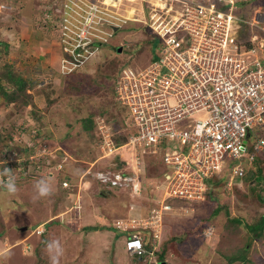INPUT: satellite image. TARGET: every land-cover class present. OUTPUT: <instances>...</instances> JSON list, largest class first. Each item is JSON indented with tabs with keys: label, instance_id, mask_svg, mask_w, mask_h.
<instances>
[{
	"label": "rangeland",
	"instance_id": "rangeland-1",
	"mask_svg": "<svg viewBox=\"0 0 264 264\" xmlns=\"http://www.w3.org/2000/svg\"><path fill=\"white\" fill-rule=\"evenodd\" d=\"M11 1H15L13 8L5 6L7 10H3L0 7V36L3 37L5 29L2 21L9 20V23L12 21L11 17L21 16L30 17L29 22L37 24L34 25V31L38 26L40 31L37 34L41 36L27 43L19 40L15 43L18 49H13L16 46L11 44L8 57L6 56V59L15 62L22 75L34 84L32 88L27 89L28 93L33 94L34 102L27 98L26 104L22 103L21 98L9 101L0 95V160L4 162L3 164L0 162V183L3 185L0 187V264H51L47 244L53 240H58L63 249L58 264H159L163 251L162 261H166L167 264H228L217 248L221 247L220 242L223 247L228 245L229 239L225 238L223 233L226 231L229 214L240 216L244 219L243 223H248L264 212V201L261 199L264 189L258 194L253 189L259 184H264V177H259L257 181L235 178L234 184L230 187L228 185L230 170L228 166H224L219 172L224 187L219 193H215L219 199L217 202L213 199L204 201L167 199L166 188L160 187L162 182L166 184L164 178L162 180L158 173L152 174L146 170L141 176L143 183L140 191L138 190L139 193L128 191L130 194L118 188L102 194L100 187L89 188L92 186L91 182H95L93 176L88 171L91 179L83 175L89 162L95 161L99 155L94 132L97 133L99 130L101 118L109 124L118 126L119 119L116 118L121 115L122 109L124 110L111 90L113 80L109 78L116 76L123 64L132 66L147 64L153 55V47L155 45L158 47L160 40L158 42V38L153 39L151 36L150 48L144 41L150 35L145 32L143 26L148 25L150 31L155 30L157 23L162 19L167 21L192 0H117V3L114 2L117 6H113L115 9L128 16L133 9V15L129 17L137 19L130 20L113 38L112 45L104 46L103 50L89 60L87 66L69 77L59 74L61 48L54 42L55 35L51 33L53 27L49 23L51 20L44 22L47 20L43 17L47 9L40 7L43 1L0 0V3ZM37 2L38 5L34 6L33 4ZM236 12L242 17L250 15L255 16L256 21H262L264 0H250ZM53 22H57L55 17ZM15 23L17 32L20 33L23 24L21 22L19 25L18 19ZM260 25L264 26V21ZM246 31H251L250 27ZM45 34L53 38L52 42H42ZM258 34H261V29ZM24 45L35 53L21 50ZM107 76L112 83L111 87L101 84ZM4 86L10 92L9 84L4 83ZM93 113L94 131H86L82 119ZM17 129L19 133L14 134L19 136L24 148L17 150V159L7 163L4 168L5 161L1 158L8 149H3V145L14 138L8 134L17 132ZM259 132L264 136V128ZM252 140L253 137L249 142ZM33 143L37 149L28 155L31 149L26 146H32ZM53 152L56 154L55 162L61 164V169L50 175L48 170L41 173L39 160L41 157H49L47 154ZM26 159H30L26 161L27 167ZM153 160L155 158L151 162ZM100 162L103 163V159L98 160L95 166ZM245 163H249V159H246ZM257 163L264 167V150L261 155L259 153L256 155L250 166L246 164L248 168L246 174L256 171ZM157 165L159 164L153 166V171L160 172ZM25 172L30 175L26 174L21 179L19 174ZM40 181L48 183L51 189L48 195H38L37 184ZM62 181L77 183L71 184V188H63ZM165 199L172 206L163 212L161 224L158 221L154 222L156 235H153V230L143 231L149 240L147 247L154 248V255L148 254L141 259L125 251L123 245L116 246V239L121 234L116 227V219L121 217L118 211L121 205L126 204V209L132 213L129 215L136 217L140 225V222L148 220L150 209L155 208L154 205L164 203ZM87 207L98 213L95 228H101L97 231L83 229L82 220ZM216 207L217 213L214 212ZM60 211L66 213L61 214ZM141 218L145 219L142 221ZM121 220L124 225L127 224L126 218ZM103 227L111 230L105 232L106 239L99 235L104 232ZM135 228L138 229L137 225ZM125 232L123 233L127 234L129 231ZM257 234L253 233L255 236L248 255L253 258L251 264H264V237L259 238ZM73 240L76 241L72 246L70 243ZM118 250L121 252L119 253L121 259L116 255Z\"/></svg>",
	"mask_w": 264,
	"mask_h": 264
},
{
	"label": "built area",
	"instance_id": "built-area-1",
	"mask_svg": "<svg viewBox=\"0 0 264 264\" xmlns=\"http://www.w3.org/2000/svg\"><path fill=\"white\" fill-rule=\"evenodd\" d=\"M42 1L40 7L47 9L44 22L57 20L49 23L61 48L62 74L85 67L120 29L137 19L115 9L117 0ZM247 2L192 0L157 23L153 31L160 43L150 61L143 66L127 64L117 78L115 95L124 108L119 126L104 118L98 125L101 153L87 171L100 184L139 193L142 154L151 146L157 153L163 145L161 178L166 184L160 187L166 188L167 199L201 201L209 187L207 179L223 165L236 160L233 171L243 175V162L264 150V136L258 132L264 128V35L257 30L264 20L256 21L255 16L249 20L236 12ZM14 4L0 7L7 10L5 6ZM247 26L251 31L245 30ZM121 132L128 139L118 144L114 136ZM100 159L107 160L92 170ZM164 201L154 205L140 225L136 217H126V225L117 220L116 227L129 231L125 246L131 255L154 253L142 232L153 230L156 235L154 222L161 224L163 212L172 206Z\"/></svg>",
	"mask_w": 264,
	"mask_h": 264
},
{
	"label": "trees",
	"instance_id": "trees-1",
	"mask_svg": "<svg viewBox=\"0 0 264 264\" xmlns=\"http://www.w3.org/2000/svg\"><path fill=\"white\" fill-rule=\"evenodd\" d=\"M11 2H15V1H11ZM11 18L15 19L16 17H11ZM13 21H11L9 23H8V21L5 22L3 24V28L7 25L9 26V24H11ZM143 27L145 28V32L150 35V37L144 41H146L150 45V48H151V36H153V39L158 38V42L160 40V36L156 32L150 31L148 29V25H144ZM50 37H51L50 35L45 34L44 38L42 37L43 38L42 42L48 43L49 41H51ZM10 45L11 44L8 41V37H1L0 36V95H2L5 99H7L9 101H14L16 99L21 98L22 103L26 104L27 102H25V98H27L31 102L32 101L34 102L33 94H30L27 92V89L32 88V86L34 84L32 83V81L29 82L28 79L25 78L24 75H22L20 70L16 67L15 62H11V61L6 59V56H8V54H9ZM107 45H112V44L109 43ZM155 46H157V45H155ZM155 46L153 47V50H152L153 52H155ZM153 55H154V53H153ZM154 57H156V56H154ZM126 65L127 64H123V66L120 67L119 71L116 73V76L109 78V79L113 80V84L109 82V79H108L109 76H107L101 82V84L103 86H105V85L110 86L112 84L111 90H112L113 94H115V85H116V81H117V78L119 76V73H120L121 69ZM79 72L80 71H76V72H73L71 74H62L59 71V74L63 77H69V76L76 75ZM4 83L9 84V86L11 88L10 92L5 89ZM94 115H95V113H93L89 117L86 116L82 119L83 127L86 131H91V132L94 131V128H95L94 118H93ZM122 115L123 114L121 113V115H119L116 118V119H119V121L117 123L118 126L122 120ZM114 126H115V124H114ZM118 126H115V127H118ZM15 132H11L8 135L10 137H12ZM94 136H95V140L98 139V136L95 132H94ZM114 139L118 144L124 143L128 139V134L126 132H121V133L115 135ZM8 141H6L4 143L3 149L7 145ZM9 147H10V149L16 148L17 150H21L23 145L21 144V142L16 141V142H14V146L9 144ZM26 147H28V146H26ZM152 148H153L152 146H151V148L147 147V151L143 152V154H142L143 155L144 171L146 170L147 172H152V174L158 173L159 175H161V177H163V171L164 170H162V169H163V164H164V160H163L164 147H163V145H160V151L157 153H152ZM140 151L142 152V150H140ZM153 158H155V160H153V162H151ZM106 160L107 159H103V161H106ZM235 162H236V160L231 159L230 165H232ZM157 163L159 164L157 166H159V168L161 170L160 172L159 171H153V166ZM27 165L28 164L26 163L25 166L27 167ZM257 167L258 168L256 171L253 170L252 172H250V174H246L245 176L249 175V177L244 176V179L245 178L250 179V180L255 179L257 181V179L259 177H261V178L264 177V172H263L264 167L262 166V164L257 163ZM28 175H30V174H28ZM23 176L24 175H22L20 178L23 179L22 178ZM207 182H208L209 187L207 189V194H206V197L204 200L213 199V200H216L217 202H219V199L215 193H219L220 189L224 187L223 178H220V177H218V175L215 174V175L211 176L210 178H208ZM0 187L1 188L3 187L2 183H0ZM263 187H264V184H259V186L253 188L254 192H256V194H258V192H262V190L264 189ZM261 194L264 197V194L263 193H261ZM263 197L261 199L264 201ZM204 200H202V201H204ZM218 207H219V205H218ZM218 207H216V210H214L215 213H217ZM243 220L244 219H241L240 216H232L229 214L228 223L226 224L227 225L226 231L223 233V236L225 238L229 239V241H227L228 245L223 247L222 242H220L221 247L217 248L219 254L222 257L226 258L228 264H233L237 261H240L241 264H251V260H253V258L248 254H249L250 248L252 247V245H251L252 239L255 236V235L253 236V233L254 234L258 233L257 237H259V238L264 237V212L261 213L257 218H255L252 222H248V223L244 222L243 223ZM144 238L147 239V240H145V243L148 245L149 244L148 238L145 235H144ZM237 241H239L240 244ZM160 260L161 261L164 260V251L160 254Z\"/></svg>",
	"mask_w": 264,
	"mask_h": 264
},
{
	"label": "clouds",
	"instance_id": "clouds-1",
	"mask_svg": "<svg viewBox=\"0 0 264 264\" xmlns=\"http://www.w3.org/2000/svg\"><path fill=\"white\" fill-rule=\"evenodd\" d=\"M248 1H250V0H248ZM245 4H243V6H244ZM242 7V6H241ZM247 18H249V20H252V17H250V15H248L247 16ZM9 21V20H8ZM2 23H4L3 21H2ZM248 24V23H247ZM260 27L259 28H257V30L259 31V29H261V32H262V35H264V26H261L260 25V23L258 24ZM257 25V26H258ZM253 27H255L256 25H252ZM249 26H247L246 27V29L248 28ZM245 29V30H246ZM248 33V32H247ZM19 38H18V40L15 42V43H17V42H19ZM10 43V42H9ZM11 44V43H10ZM16 45V44H15ZM16 46H18V45H16ZM20 128V127H19ZM18 131L17 132H15V133H19V129H17ZM260 130H258V132H259ZM97 134V133H96ZM14 136V138L13 139H9V141H8V143H7V145L5 146V148L6 149H8V152L5 154V155H2V160H4L5 161V164H4V168H5V165L7 164V163H11L12 161H14V159H17L16 157H17V155H18V153H17V149L16 148H14V149H10V147H9V144H11L12 146H14V142H16V141H19V142H21V140L19 139V136H16V134H14L13 135ZM99 142V140L97 139V143ZM31 144V143H30ZM28 148H32L31 149V152L28 154V155H31L33 152H35L36 151V149H37V146L36 145H34V143H33V145L32 146H28ZM97 150H98V153H99V155H100V150H99V148H98V145H97ZM263 151V150H262ZM261 151V152H262ZM261 152H259V154L261 155ZM59 153H61V151L59 152ZM258 154V153H257ZM256 154V155H257ZM16 155V156H15ZM49 157H41V159L39 160V167L41 168V173H44V172H47V170H48V174L50 175V174H53L54 173V171L55 170H59V169H61V164H59L58 162H55V156H56V154H55V152H53L52 154H47ZM99 155H98V157L97 158H99ZM96 158V159H97ZM255 158H256V156H255ZM254 158V159H255ZM30 159H26L25 160V165H26V163L28 164V162H26V161H29ZM101 160V159H100ZM96 161V160H95ZM0 162H1V164H3L4 162L3 161H1L0 160ZM92 162H94V161H91V162H89V166H90V164L92 163ZM105 162V161H104ZM103 162V163H104ZM246 162V160L243 162V167L245 168V170H244V173H243V175H237V173H234V171H233V165H236L235 163H233L232 165H230V163H226L225 165H223L222 166V168L224 167V166H228V168H229V172H230V174H229V176H228V178H229V182H231V184H229V182H228V185L231 187L233 184H234V182H233V180H235V178H243L244 179V176L246 175V172H247V169L248 168H246V164L248 165V166H250L251 165V163L253 162V160L250 162L249 161V163H245ZM103 163H101L100 162V164L99 165H101V164H103ZM99 165H93V169L92 170H94L96 167H98ZM88 166V167H89ZM88 167H87V169L85 170V172L83 173V175L85 176V177H88V178H90L91 179V177H89V175L87 174V170H88ZM222 168H220V170L222 169ZM220 170L216 173V175H218V177H219V172H220ZM92 176H93V174L91 173V172H89ZM28 175V173L27 172H25V173H20L19 174V177H21L22 175ZM6 178V177H5ZM93 178V180L96 182V183H99L100 184V182H98L94 177H92ZM141 181H142V177H141ZM64 182L65 181H62V183H63V188H71V184L73 185V184H75V183H77V182H69V181H67V185H65L64 184ZM143 183V182H142ZM100 185H102V184H100ZM102 186H104V185H102ZM105 187V186H104ZM106 188V187H105ZM107 189V191L108 190H113L114 188H106ZM119 189V188H118ZM37 190H38V195L39 196H45V195H48L49 193H50V191H51V189H50V187H49V185H48V183L46 182V181H40V182H38V184H37ZM120 190H122V191H127V190H124V189H120ZM202 201V200H201ZM45 222H43L42 223V225L44 224ZM40 232H43V230H40ZM143 239H144V237H143ZM144 241H145V239H144ZM146 244V243H145ZM146 247H147V244H146ZM47 248H48V250H49V253H50V261H51V264H58V259H59V256L62 254V251H63V249H62V246H61V244H60V242L58 241V240H53V241H50V242H48V244H47ZM147 248H151L152 249V247H147ZM128 251V250H127ZM130 254V253H129ZM145 255H148V254H145ZM145 255H143V256H145ZM152 255H154V253L152 254ZM134 256H136V255H134ZM143 256H136V257H140L141 259H142V257ZM152 258V257H151Z\"/></svg>",
	"mask_w": 264,
	"mask_h": 264
},
{
	"label": "crops",
	"instance_id": "crops-1",
	"mask_svg": "<svg viewBox=\"0 0 264 264\" xmlns=\"http://www.w3.org/2000/svg\"><path fill=\"white\" fill-rule=\"evenodd\" d=\"M246 3V2H245ZM248 3V2H247ZM38 5V2L37 3H34L33 5L34 6H36V5ZM19 11H17V13H18ZM17 19H18V23H19V25L21 24V22H22V24H23V26L21 27L22 29H21V32L20 33H18L17 32V24L15 23V20L17 21ZM29 19H30V17H24V18H22V16L21 17H17V18H12V23L11 24H9V26L7 25V26H5V29H4V34H3V37H8V41L11 43V44H15V37H17V38H19L20 39V41H24V42H26L27 43V41H29V42H32L33 40H36V38L38 39V37L39 36H41L40 34H37V32L38 31H40L39 29L40 28H38V26H37V28H36V31H34V25L36 24H34V22L32 21V23L31 22H29ZM5 23V22H4ZM37 25V24H36ZM36 37V38H35ZM16 46V45H15ZM12 47H14V46H12ZM24 48L23 49H21V48H19V49H21V50H25L26 52H29V53H35V52H33L27 45H24L23 46ZM18 49V46H16V47H14L13 49ZM16 51H19V50H16ZM19 52H21V51H19ZM10 56V55H9ZM8 57V56H7ZM43 59V58H42ZM11 61V60H10ZM11 62H13V61H11ZM92 183V186H90L89 188L91 189V188H93V189H95V188H97V187H100V189H101V191L102 192H100V193H102V194H104V192L105 191H107V189L104 187V186H102V185H100L99 183H96V182H91ZM108 191H111V190H108ZM107 191V192H108ZM122 192V191H121ZM125 192H128V191H124V193ZM129 193V192H128ZM102 194H100V195H102ZM120 194H122V193H118V195H120ZM130 194V193H129ZM128 194V195H129ZM103 196H105L106 197V195H103ZM130 196H132V195H130ZM96 199V198H95ZM104 199H106V198H104ZM107 199H108V197H107ZM107 200H105V202H106ZM107 205V204H106ZM105 205V206H106ZM126 204H124V205H121L120 206V208H118V211H119V215L121 214V217L122 218H126V217H128V216H130L129 214H132L128 209H126ZM108 209H111V208H108ZM61 212V214H63V213H66V212H62V211H60ZM59 212V213H60ZM69 212V211H68ZM97 212H94V211H92V209H90V207H87V209L85 210V213H84V218H83V220H82V225H83V229L86 231V230H93V231H97V229L98 228H101V227H97V228H95L96 227V224H95V220H96V217H97ZM116 214V213H115ZM118 214H117V216L118 217H120ZM119 218V219H122V218ZM116 220H118V219H116ZM45 222V221H44ZM42 224V223H41ZM101 225H104L103 223H101ZM105 230H104V232L102 233V234H100L99 233V235L100 236H102L104 239H106L105 238V232H110L111 230L110 229H107L106 227H103ZM103 228H102V230H103ZM118 230V232L119 233H121V234H119V238L118 239H116V246H118V245H123L124 246V250L126 251L127 249H126V246H125V242H126V238H127V236L129 235L128 234V232H127V234H125L126 232L125 231H123V232H125V233H123L122 232V230H119V229H117ZM142 235H143V237H144V233L142 232ZM115 238H117V235L115 236ZM119 239L121 240V242H119ZM145 240H147L146 238H144ZM72 240V239H71ZM76 240H73L70 244L73 246V243L75 242ZM99 243V242H98ZM71 245H69L70 247H71ZM102 246V245H101ZM100 246V247H101ZM70 249V248H69ZM120 250L122 251L123 250V248H122V246L120 247ZM119 253H121L119 250L116 252V255L118 256V259H121V257H120V255H119ZM123 253V252H122ZM129 253V252H128ZM123 255V254H122ZM125 258V257H124ZM129 258V257H128ZM128 263H130V262H128Z\"/></svg>",
	"mask_w": 264,
	"mask_h": 264
},
{
	"label": "bare ground",
	"instance_id": "bare-ground-1",
	"mask_svg": "<svg viewBox=\"0 0 264 264\" xmlns=\"http://www.w3.org/2000/svg\"><path fill=\"white\" fill-rule=\"evenodd\" d=\"M133 12H134V10L131 9L130 12H129V16L133 15ZM25 196H26V195H25Z\"/></svg>",
	"mask_w": 264,
	"mask_h": 264
},
{
	"label": "water",
	"instance_id": "water-1",
	"mask_svg": "<svg viewBox=\"0 0 264 264\" xmlns=\"http://www.w3.org/2000/svg\"><path fill=\"white\" fill-rule=\"evenodd\" d=\"M159 264H167V262L166 261H161V263H159Z\"/></svg>",
	"mask_w": 264,
	"mask_h": 264
}]
</instances>
